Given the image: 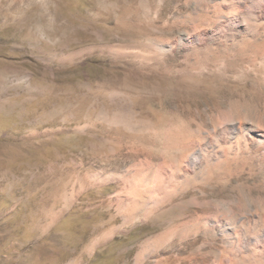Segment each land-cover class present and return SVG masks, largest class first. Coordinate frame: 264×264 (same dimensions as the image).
<instances>
[{
	"label": "rangeland",
	"instance_id": "374dc122",
	"mask_svg": "<svg viewBox=\"0 0 264 264\" xmlns=\"http://www.w3.org/2000/svg\"><path fill=\"white\" fill-rule=\"evenodd\" d=\"M235 1L0 0V264L228 263L222 239L181 226L194 196L159 185L216 116L264 112V33L224 36L264 8ZM213 164L194 194L238 201L261 179Z\"/></svg>",
	"mask_w": 264,
	"mask_h": 264
},
{
	"label": "bare ground",
	"instance_id": "6f19581e",
	"mask_svg": "<svg viewBox=\"0 0 264 264\" xmlns=\"http://www.w3.org/2000/svg\"><path fill=\"white\" fill-rule=\"evenodd\" d=\"M223 1L227 2L230 7L237 4V1L235 0ZM258 1L262 2L261 4L264 8V0ZM253 12L251 11L247 13L245 11L246 14L240 21L230 19L224 24V36L227 42L237 41L238 38H240V35H244L245 37L243 36V38H248L257 37L264 33V24L259 21V17ZM212 132H214V136L211 140H206L204 143H196L197 141H193L192 143L188 142V144H185L184 146L180 145L176 148L175 154L172 155L173 160L170 158L172 160V166L170 168L171 170L173 168V172H171L173 177L171 176L172 178H170L168 176L169 178L163 179L164 181L162 184H160L161 182L159 183V189L162 193V201L172 195L171 191H169V187L176 189V192L174 193L176 196H194V198L192 197L190 201L186 202L187 206L181 210L182 214H180V219H190L189 221L186 219L188 224L185 220L186 223H181V226H186V229L196 228V235L199 232H210L214 237L222 239L224 242L223 244L225 245V253L223 254L226 256L229 264H240L238 259L241 254L246 255L248 260L253 261L256 264H263L264 112L259 114L252 109H249L244 113L237 110V112L230 115L224 114L219 118L216 116ZM216 162L218 165H223L224 170L226 171L230 170V166L233 162L240 163L243 167L250 164L252 170H249V177L254 178L260 175L261 179L246 181L244 190L241 191L238 201L229 198L227 200L226 198H223L224 200H221L222 198L220 200H215L213 199L214 197H210L208 194L209 192L206 190V192H202L201 190V194L200 192L199 194H194V190L190 189L192 185L188 188L192 181L191 175H199L205 172L210 164H215ZM162 177L164 178V176ZM226 178L225 183L229 184L232 182L231 175ZM144 181H146V179ZM149 187L150 186H147L150 191L151 187ZM193 188L196 189L195 186H193ZM182 197H180V199ZM180 199L178 198V200ZM177 226L178 230L185 229H179V224H177ZM191 236L192 235H190V238L193 237ZM184 237L185 239L187 238L186 235ZM224 258L225 257L217 256L215 264H225L226 260ZM200 259L204 264L208 260L206 255ZM241 264H244V262H241Z\"/></svg>",
	"mask_w": 264,
	"mask_h": 264
}]
</instances>
